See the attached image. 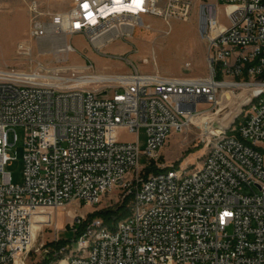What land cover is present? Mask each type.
Returning <instances> with one entry per match:
<instances>
[{
	"label": "built area",
	"instance_id": "2783aa9c",
	"mask_svg": "<svg viewBox=\"0 0 264 264\" xmlns=\"http://www.w3.org/2000/svg\"><path fill=\"white\" fill-rule=\"evenodd\" d=\"M190 8L189 0H168L165 18H186ZM29 9L32 40L51 38L55 47L61 37L73 51L74 35L101 52L133 38L146 17L165 16L159 0H71L67 10L49 14L32 0ZM208 11L206 77L143 73L131 61V72L94 82L85 81L94 72L73 68L0 66V264H28L31 252L44 248L33 235L38 209L74 201L96 206L107 196L128 199V215L111 225L100 216H75L76 245L55 249L56 258L68 264H264V0H217ZM86 68L93 71V64ZM240 102L231 126L218 130L215 122ZM204 114L210 129L202 133V163L161 169L160 152L171 136ZM17 127L25 132L22 183L10 170ZM142 128L144 149L138 137L121 138L122 131L138 135Z\"/></svg>",
	"mask_w": 264,
	"mask_h": 264
},
{
	"label": "rangeland",
	"instance_id": "374dc122",
	"mask_svg": "<svg viewBox=\"0 0 264 264\" xmlns=\"http://www.w3.org/2000/svg\"><path fill=\"white\" fill-rule=\"evenodd\" d=\"M31 1L0 0L1 67L31 71L42 64L45 68L63 70L66 73L70 72L66 68H73L79 73L120 74L131 72L134 64L143 73L158 71L169 76L190 77H206L209 74L207 62L209 43L205 26L209 30V4H216L217 0H189L191 8L188 16L182 18L177 13V16L169 17V21L165 18L168 0H159V7L164 11L165 16L146 17L145 25L137 27L133 38L118 39L103 48L101 52H97L84 36L74 35L69 42L76 50L69 53H57L51 38L39 41L31 39L29 9ZM36 1L46 14L63 12L71 4V0ZM217 10L221 27L227 26L228 19L224 6H217ZM91 63L93 71H88L86 67L82 68ZM236 106L233 104L225 114H237ZM205 121V118H201L188 131L174 133L171 136L160 152L161 169L171 166L195 169L202 163L207 153V148L202 141V133L203 130L210 129V123L200 128ZM16 131L19 138L12 148V153L17 156V159L10 170L14 182L22 183L25 176L23 161L25 132L22 127H17ZM137 137L141 148L144 149L147 142L144 128L138 135L121 132V138L126 141H132ZM10 139L13 142V133ZM262 146L264 149V143ZM125 200L107 196L101 204L91 208L84 202L82 206H79L78 202L74 201L61 209H38L36 247L41 248L44 245V248L38 251L34 249L29 256L28 264H42L45 248L55 257V249L48 244L59 240L72 242L75 235L72 230V226L76 223L75 216H84L89 220L96 212L115 209ZM73 245L75 246L76 243L74 242ZM58 261L61 259L55 258L51 264H59Z\"/></svg>",
	"mask_w": 264,
	"mask_h": 264
},
{
	"label": "trees",
	"instance_id": "16d2710c",
	"mask_svg": "<svg viewBox=\"0 0 264 264\" xmlns=\"http://www.w3.org/2000/svg\"><path fill=\"white\" fill-rule=\"evenodd\" d=\"M128 202L129 200L127 199L125 200L123 204H121L115 209L112 208V209H107V210H102L100 212H96L95 214L92 215L91 219H93L94 217L100 216L105 220L107 224L111 225L114 220L122 219L128 215V207H127ZM85 224L86 223L79 226L81 231L84 229ZM70 242H71L70 240H66V241L59 240L56 242H52L51 244H48V245L53 247L54 249H57L61 246L70 245L71 244ZM55 258L56 257H54L53 254H48L45 256L42 264H51V261H53V259Z\"/></svg>",
	"mask_w": 264,
	"mask_h": 264
},
{
	"label": "bare ground",
	"instance_id": "6f19581e",
	"mask_svg": "<svg viewBox=\"0 0 264 264\" xmlns=\"http://www.w3.org/2000/svg\"><path fill=\"white\" fill-rule=\"evenodd\" d=\"M228 11H229V9H228ZM217 25H218V23L215 22V24H214V28H216ZM57 39H58L59 41H61V42H59V44H58L57 46H55V48H56V52H57V53H60V52H67V53H69V52H72V51H73L72 49H70V48H68V47L66 46L65 41H64L63 38L60 37V38H57ZM60 43H61V44H60ZM85 67H86V66H83L82 68H85ZM111 75H112V74H106V73H95V74H92L91 76L87 77V78L85 79V81H86V82H94V81L101 80V79H104V78H110ZM235 115H237V114H234V116H235ZM201 118H203V119L205 118L206 121L203 122V124L200 126V128H202L203 125H206V124L210 123V117L204 114L203 116H201V117H199L198 119H195V120H194V125H195V122H196L197 120L201 119ZM204 131H206V130H204ZM206 132H208V130H207ZM70 213H71V210H70ZM38 224H39V214H38V212L36 211L35 214H34V217H33V235H34L35 238H36V229H37V227H38ZM59 264H68V262H67L66 259H62V260L59 262Z\"/></svg>",
	"mask_w": 264,
	"mask_h": 264
},
{
	"label": "water",
	"instance_id": "95a60500",
	"mask_svg": "<svg viewBox=\"0 0 264 264\" xmlns=\"http://www.w3.org/2000/svg\"><path fill=\"white\" fill-rule=\"evenodd\" d=\"M107 92H104L103 94H106ZM240 105L241 102L236 106V113L238 114L240 112ZM236 115L234 116V114H228L225 117H223L222 119L218 120L215 122V127L220 130V131H224L226 129H228L232 122L234 121Z\"/></svg>",
	"mask_w": 264,
	"mask_h": 264
},
{
	"label": "crops",
	"instance_id": "0c3cea01",
	"mask_svg": "<svg viewBox=\"0 0 264 264\" xmlns=\"http://www.w3.org/2000/svg\"><path fill=\"white\" fill-rule=\"evenodd\" d=\"M172 136H173V135H172ZM85 204H86V203H85ZM78 205H79V206H82V203H78ZM86 205H88V207H89V208H91V207H92V206H91V205H89V204H86Z\"/></svg>",
	"mask_w": 264,
	"mask_h": 264
},
{
	"label": "snow or ice",
	"instance_id": "6c2138e0",
	"mask_svg": "<svg viewBox=\"0 0 264 264\" xmlns=\"http://www.w3.org/2000/svg\"><path fill=\"white\" fill-rule=\"evenodd\" d=\"M83 7L87 8V7H88V4H87V3H85V4L83 5Z\"/></svg>",
	"mask_w": 264,
	"mask_h": 264
}]
</instances>
